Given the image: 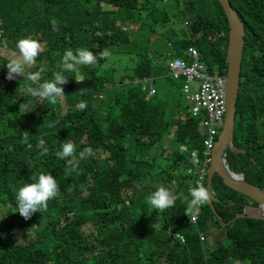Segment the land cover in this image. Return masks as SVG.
<instances>
[{"label": "trees", "instance_id": "trees-1", "mask_svg": "<svg viewBox=\"0 0 264 264\" xmlns=\"http://www.w3.org/2000/svg\"><path fill=\"white\" fill-rule=\"evenodd\" d=\"M230 3L244 28L233 146L245 155L228 152L227 165L264 190V0ZM168 9L182 24L170 40L172 60L193 63L189 49L194 48L207 72L226 77L229 26L218 0H0V45L14 53L20 38L41 45L37 63L14 80L6 79L9 59L0 54V264H146L155 256L151 245L186 264H264V221L234 220L244 205L257 204L219 176L212 183L214 207L224 223L233 221L223 227L205 204L192 233L184 197L204 165L205 136L190 113L182 116L178 95L189 101L186 82L171 78L172 61L164 73L169 91L155 87L147 51L117 77L106 76L111 56L101 59L99 53L130 46L134 31L126 25L144 30L141 20L146 26L164 23ZM83 48L97 55L98 64L81 66L79 74L63 71L65 51ZM42 67L39 82L32 84L27 74ZM56 72L68 78L62 102L53 105L26 93L27 86L39 87ZM80 76L84 81L77 83ZM107 93L109 106L100 112L98 103H105L101 98ZM80 101L87 103L83 111L75 108ZM41 138L46 153L38 147ZM64 142L73 143L77 155L86 147L93 150L70 175L65 173L71 158L57 156ZM194 153L199 166L191 172ZM41 173L53 175L59 195L25 220L15 212L16 191ZM169 183L182 187V200ZM161 185L176 199L159 213L147 197ZM201 232L206 238L224 236V246L206 256ZM170 244L178 245L169 249Z\"/></svg>", "mask_w": 264, "mask_h": 264}, {"label": "clouds", "instance_id": "clouds-1", "mask_svg": "<svg viewBox=\"0 0 264 264\" xmlns=\"http://www.w3.org/2000/svg\"><path fill=\"white\" fill-rule=\"evenodd\" d=\"M52 25L54 31L58 30L56 26V22L54 20L52 21ZM16 48L19 53V58L10 59L6 65V68L8 70L6 79L8 80H14L17 78V76L20 77L22 74H24L26 67L34 66L37 63V57H39L41 52L40 43L36 39H33L31 37L20 38L16 43ZM109 56L110 53L108 50H103L99 53V57L101 59L108 58ZM97 64H98L97 55H95L92 51L86 48L76 49L75 54L73 53L72 50H66L61 59V67L63 71L75 72L77 74H79V69L81 66L95 67ZM44 71L45 69L42 67L40 68L39 71L35 73H28L27 79L30 80L32 84H36L39 82L41 73ZM75 81L77 83H82L84 81L83 76H80L79 79ZM67 82H68V78L65 77L62 74V72H56L53 74L52 79L45 80L43 83H39V87H32L31 85L27 86L26 93L34 98L44 99L47 100L49 103L55 105L58 102H62V98L64 97L65 94L63 87L61 86L66 84ZM152 91H154L153 93H156L155 89H152ZM79 93L82 94L83 89ZM86 107H87L86 101H80L75 105V108L78 111H83ZM190 108H191V102H190ZM24 132H25V139H27L28 132L27 131ZM45 145H46L45 140L43 138L39 139L38 147L43 149L44 153L47 152V148ZM61 149L62 150L57 153L58 158L60 159H66L69 157L71 158L70 160H68L69 167L66 169V173H65L66 175H70L71 172L76 171L82 159H84L87 156L93 155V150L90 147L84 148L77 155L76 147L71 142H64L61 145ZM213 150L209 156H206V150H204V156H205L204 165L203 167L200 168L199 179L196 182L197 184L191 187L189 189L188 195L184 197V202L187 207V211L185 215L188 216V214H190L191 218L192 215L193 218H195V215L198 214L199 211H201V206L209 203L211 200V194L209 193V190L206 189V187H204V182L207 181V172L212 162ZM191 157L193 158V164L191 167V172H192L194 171L196 166H199V163L197 161V157L195 154H193ZM33 179L35 180V182L23 184L18 188L15 194V199H16L15 208L17 209V211L15 212H18L25 220L30 219L31 216L36 212L46 210L48 207L49 200L56 198L59 195V191H60V186L57 184L56 179L51 174L41 173L38 175V177H33ZM175 199L176 196L174 192L170 188L161 185L158 188H156L147 197V203L151 205L152 209H156L158 210L159 213H161L166 209L174 206ZM195 224L196 223H193L190 220V226ZM154 255L155 256L153 258L146 259L145 263L154 264L155 261L159 259H170L173 261L172 264H183V261L179 260L176 257H173L172 255L168 254L166 251L164 252L162 251L161 254H154Z\"/></svg>", "mask_w": 264, "mask_h": 264}, {"label": "water", "instance_id": "water-1", "mask_svg": "<svg viewBox=\"0 0 264 264\" xmlns=\"http://www.w3.org/2000/svg\"><path fill=\"white\" fill-rule=\"evenodd\" d=\"M221 5L229 26V44L227 49V76H226V115L224 126L219 134L216 146L213 150L212 162L207 172L206 189L211 194V200L207 203L214 215L218 218L223 227L228 226L233 220L224 223L223 219L218 215L215 207V197L212 193V183L215 176H219L230 189L244 195L252 202L256 203V207L244 205L240 214L235 219L246 218L250 220L264 221V190L247 184L242 176L236 175L230 171L227 165L228 152L245 155L243 150L233 146L234 125L236 100L238 97L240 67L244 45V28L238 18L236 10L233 8L230 0H218Z\"/></svg>", "mask_w": 264, "mask_h": 264}, {"label": "rangeland", "instance_id": "rangeland-1", "mask_svg": "<svg viewBox=\"0 0 264 264\" xmlns=\"http://www.w3.org/2000/svg\"><path fill=\"white\" fill-rule=\"evenodd\" d=\"M165 7H167V3L165 4ZM164 7L157 13L158 17L162 16ZM168 19L166 22H161L158 25H155L149 21H147L148 26H146V22L141 20V24L145 27L144 30H135L138 28H131L128 25H126L130 30H133L132 33V42L130 46L124 47L118 46L115 49H111L110 56L111 60L109 65L111 66V69L106 73V76H108L110 79L112 76H118L119 71H121L125 64L133 65L135 61L138 59V56L141 54H144L145 51L148 52L150 55L155 68V87L159 90L163 89L164 91H169L167 89V81L164 79L166 75L164 74L166 71V67L171 63L172 59H175V57L172 56V48L170 47V40L173 38V34H180V30L182 27L181 21L173 17V14H175V11L169 10L167 11ZM139 26V25H138ZM14 50L15 49H11ZM0 54L7 59L12 58H19L18 53L9 52V50L6 49V46L0 45ZM180 67V66H179ZM114 69L116 71L114 72ZM124 71H122L123 73ZM151 84V83H150ZM173 94V91L168 93L167 97L170 98ZM101 98V97H100ZM105 101L104 104L101 102L98 103L99 111L103 112L104 109H106L109 106L110 97L107 93V96H104V98H101ZM178 100L181 102L182 107L185 109L182 111V116L185 117L188 113H190V102L187 101L186 95L180 94L178 95ZM190 116L191 113H190ZM183 150H186V147H182ZM169 152H167L168 154ZM197 155V153H194ZM169 164V163H168ZM164 165V163H163ZM182 169V168H181ZM176 176L180 175V172L175 173ZM155 181V178L150 180ZM168 187H171L172 190H175L176 196L179 200H182V197L180 195V191L183 190L182 187H180L178 184L172 185L169 183L167 185ZM157 188V187H156ZM190 215V214H189ZM3 216L2 211L0 210V218ZM156 229L159 230L157 227ZM192 233L196 232V228L194 225L191 226ZM165 235V232H163ZM225 237L222 235H219L218 233L214 234L212 237L208 238V242L210 247L216 248L219 246H224L223 241ZM173 246H169V249H172ZM209 255V253H208ZM234 264V263H233Z\"/></svg>", "mask_w": 264, "mask_h": 264}, {"label": "built area", "instance_id": "built-area-1", "mask_svg": "<svg viewBox=\"0 0 264 264\" xmlns=\"http://www.w3.org/2000/svg\"><path fill=\"white\" fill-rule=\"evenodd\" d=\"M189 54L195 58L193 63L182 59L172 60L169 74L172 79H184L186 82L184 92L191 102L190 113L199 121V128L205 136L206 156H209L215 148L226 114V77L207 72L198 61L196 49L190 48ZM191 221L197 223L198 214L195 218L192 215ZM199 236L202 243L207 241L204 233L201 232Z\"/></svg>", "mask_w": 264, "mask_h": 264}, {"label": "crops", "instance_id": "crops-1", "mask_svg": "<svg viewBox=\"0 0 264 264\" xmlns=\"http://www.w3.org/2000/svg\"><path fill=\"white\" fill-rule=\"evenodd\" d=\"M200 212L201 211H199V213H198V217H199ZM201 244L205 248V255L206 256H208V253L213 252L217 248V247L216 248L210 247L208 239L206 242H203V243L201 242ZM150 247L152 250V254H161L162 251L160 249H158L155 245H151ZM179 260L183 261L182 259H179Z\"/></svg>", "mask_w": 264, "mask_h": 264}, {"label": "flooded vegetation", "instance_id": "flooded-vegetation-1", "mask_svg": "<svg viewBox=\"0 0 264 264\" xmlns=\"http://www.w3.org/2000/svg\"><path fill=\"white\" fill-rule=\"evenodd\" d=\"M171 246H177L178 244H170ZM173 261L170 260V259H159L157 261H155L154 264H172ZM183 264H186L184 261H183Z\"/></svg>", "mask_w": 264, "mask_h": 264}]
</instances>
